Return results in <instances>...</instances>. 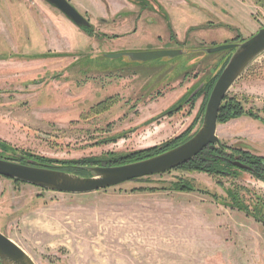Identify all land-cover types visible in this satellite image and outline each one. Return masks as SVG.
<instances>
[{"label":"rangeland","instance_id":"obj_1","mask_svg":"<svg viewBox=\"0 0 264 264\" xmlns=\"http://www.w3.org/2000/svg\"><path fill=\"white\" fill-rule=\"evenodd\" d=\"M11 1L0 0V141L55 165H119L106 160L184 142L232 51L204 48L264 26V0H128L107 18L94 11L91 33L45 0ZM155 49L182 51L143 62L105 56ZM223 100L242 112L217 117L219 168L191 158L83 193L0 175V231L35 264H238L254 242L264 250V172L230 162L264 159V52Z\"/></svg>","mask_w":264,"mask_h":264},{"label":"water","instance_id":"obj_2","mask_svg":"<svg viewBox=\"0 0 264 264\" xmlns=\"http://www.w3.org/2000/svg\"><path fill=\"white\" fill-rule=\"evenodd\" d=\"M63 13L76 26L88 27L90 21L68 0H45ZM211 53L232 50L218 74L208 95L200 127L184 142L153 156L140 160L109 166H86L88 176L77 175L65 170L38 166L0 158V175L39 186L44 189L83 193L116 185L121 182L158 174L177 167L193 158L204 147L219 145L216 134L217 115L220 103L230 86L244 69L264 52V26L248 38L239 42H228L204 48ZM181 49H155L145 51H118L106 53L107 57L127 56L133 61H148L164 56H175ZM239 167H247L239 161H232ZM1 264H35L31 257L13 240L0 231Z\"/></svg>","mask_w":264,"mask_h":264},{"label":"trees","instance_id":"obj_3","mask_svg":"<svg viewBox=\"0 0 264 264\" xmlns=\"http://www.w3.org/2000/svg\"><path fill=\"white\" fill-rule=\"evenodd\" d=\"M84 30H87L88 33L92 32V26H88V27H82ZM221 69L219 70V72L215 75V77L213 78V80L207 85H205L204 88H208V91L211 89L215 79L217 78L218 74L220 73ZM200 93V90L198 91H192V93H190V97H194V95ZM224 100L222 101V103L219 106V112H218V120H220V116L223 114L222 112H225L226 114L224 115V118L227 119L229 117L232 116H237L239 114H241L242 112V107L241 105L237 104V105H230L228 104V106L226 107V104L223 103ZM252 117H255L257 115H253L252 113L249 114ZM155 148H149L148 150H140V151H136L132 154L134 155H139L138 156V160L148 157L150 155H154L156 153H148V151H152ZM145 153V154H144ZM222 153H224V149L220 148V147H210V146H206L205 148H203L201 151H199V153L192 158L193 161H197L199 160L200 162H205L208 160V157L210 156V160L212 161V167L216 169V167H218V160L220 159H224L222 158ZM131 154V155H132ZM128 155L130 154H121L118 155L117 157H111V158H107L106 161H108V164H123L125 162H129V161H125L123 159H127ZM143 155V156H141ZM0 158H6V159H10V160H14L17 162H21V163H25V164H31V165H38V166H46V167H50V168H56V169H60V170H65L68 172H72L75 173L77 175H87L88 171L86 169V166H90L93 165V163L95 162L94 165L98 164V161H94L93 163H87L85 161V159H81V160H72V161H67V162H62L59 163L58 165H55L51 162V160H46L42 157H34L31 154H24V152L22 151H18L17 149L13 148L12 146H10L9 144L0 141ZM114 158V159H112ZM123 160V161H122ZM132 161V160H131ZM198 161V162H199ZM105 162V161H104ZM243 162L245 165H247L246 168L249 169V171L254 174V175H260V172H264V159L263 158H249V162L246 161H241ZM214 164V165H213ZM198 168V167H196ZM199 168H202L199 166ZM219 168V167H218ZM15 182H18L17 180H15ZM259 220H261L259 218ZM1 264V263H0Z\"/></svg>","mask_w":264,"mask_h":264},{"label":"crops","instance_id":"obj_4","mask_svg":"<svg viewBox=\"0 0 264 264\" xmlns=\"http://www.w3.org/2000/svg\"><path fill=\"white\" fill-rule=\"evenodd\" d=\"M10 2H12L11 0H9ZM33 4H36L38 1L37 0H32ZM81 11H86L89 13L90 15V23H93V21L91 20V17L93 20H95L99 15L107 18L108 15H115L116 13L120 12V7L122 6V8H125V10L129 7L128 3L130 1L125 0H71ZM8 2V1H7ZM30 2V1H29ZM40 2V1H39ZM45 3L41 2V7L39 6L38 12H40L39 14L42 16V19L45 20L44 17H46L45 15V11L47 10V6L44 5ZM120 6V7H119ZM3 10H0V14L4 13L2 12ZM94 11H98V14ZM124 11V10H123ZM52 25V24H51ZM53 29L54 27L51 26V31L53 33ZM256 236V235H255ZM217 253H215L216 255ZM220 255V254H217ZM216 255V256H217ZM214 256V255H213ZM243 256V258L241 257ZM241 259L243 260V262L241 261ZM215 263L218 264L219 260L214 259ZM205 264H207V261ZM247 262V263H244ZM259 262L264 264V250L259 249L256 246V243L254 242L253 245H251V247L246 251L245 254H241L239 255V258H237V263L238 264H259Z\"/></svg>","mask_w":264,"mask_h":264},{"label":"flooded vegetation","instance_id":"obj_5","mask_svg":"<svg viewBox=\"0 0 264 264\" xmlns=\"http://www.w3.org/2000/svg\"><path fill=\"white\" fill-rule=\"evenodd\" d=\"M227 160H229L228 158H227ZM232 161H239V160H230V162H232ZM239 162H241V161H239ZM241 163H243V162H241ZM244 164V163H243ZM237 166V165H236ZM247 166V165H246ZM241 168H244V167H241ZM244 169H247V170H249L248 168H244Z\"/></svg>","mask_w":264,"mask_h":264}]
</instances>
